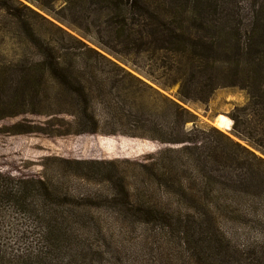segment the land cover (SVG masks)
I'll use <instances>...</instances> for the list:
<instances>
[{
  "label": "rangeland",
  "instance_id": "obj_1",
  "mask_svg": "<svg viewBox=\"0 0 264 264\" xmlns=\"http://www.w3.org/2000/svg\"><path fill=\"white\" fill-rule=\"evenodd\" d=\"M20 1L30 5L46 20L64 31H57L41 17L30 16L32 25L43 38L51 43L54 40L59 46L62 42L60 37L67 38L68 34L99 49L105 57L98 61L103 67L99 75L106 80L107 89L124 81L129 91L115 89L105 96H94L91 107L95 111V120L100 123V129L93 133L75 132L80 128L78 122L83 117L66 113L46 114L47 109L56 107L54 104H46L47 106L43 105L39 109L38 106L32 108L28 105L26 112L20 110V113L5 116H1L2 113H12L15 107L5 104L6 107L0 106L5 107L0 111V185L16 186L26 181L27 186L31 184L29 187L33 188L37 186L34 181L42 180L59 199L63 198L67 202L62 205V211L60 206L53 205L35 190L29 195L33 199L32 205L27 207H23L20 200L0 196V254L4 258L2 264H227L224 259L237 256L238 251L224 246L223 234L220 230H212L208 221L196 222L193 230L185 234L178 231L181 233L179 234L170 231L172 228H166L167 225L163 226L158 221L142 225L137 221V212L131 208L129 202L133 197L137 204L147 199L152 205L157 199H161L163 193V199L166 198V189L163 191L159 182L148 177L143 165L154 161L150 156L158 151L167 147L177 148L180 144H163L156 139L139 136L142 133L158 136L164 133L162 129L168 132L162 136H169L171 130L167 123L169 121L172 123L170 126L174 125V118L171 115L172 106L165 103L163 97L178 103L193 116L194 120L187 121L186 128H191L194 122L201 128L197 142L202 141V151L209 152V148L220 144L217 142L221 140L216 131L218 130L264 158L260 149L232 131L233 120L229 114L236 107L249 104L247 91L236 86H226L216 88L207 99L183 98L179 93V82L163 85L160 83L162 80H155L146 73L150 68L157 69L152 60L144 55L120 56L100 47L95 43L97 34H92L91 31L89 34L85 26L75 24L85 15L88 18L83 19L82 23L90 22V29L95 32L97 28H94L92 21L99 18L100 28L104 29L106 14L99 15L95 10L79 11L83 2L79 6L68 8L71 10L69 12L62 11L66 3L62 0H57L47 8L29 0ZM237 1L243 5L248 0H229V5ZM101 33L107 37L106 30ZM16 41L19 40L6 39V50H0V65L9 62L22 63L32 56L29 50ZM80 64V80H92L85 70L84 62ZM156 71L155 73H160V70ZM14 72L20 75L19 71ZM125 72H130L150 86L151 90L145 91L143 83ZM10 73L12 72L1 73L0 82L14 78L15 73ZM92 88L97 91V85ZM190 90L196 91L194 85H191ZM41 97L43 101L52 99V102L65 106L75 105V99L68 94L56 92L51 87ZM248 113V119L254 120L252 110H248ZM219 115H225L232 120L230 128L216 124ZM62 131L71 133L62 134ZM218 150L223 153V148ZM201 157L206 158L205 155ZM186 163L185 156L175 157L174 160L171 153H167L162 164L161 161L157 164L158 169L160 168L158 172L162 175L166 169V177H181L182 182L191 186L194 179L192 175L189 176ZM226 163L230 165L232 161L226 158ZM213 165L211 163L210 167ZM258 168H261L256 169L259 178L251 180V187L246 186V190H258L260 194L261 189V197L253 199L246 192L235 196L226 189L235 200L234 206L240 209L234 216L227 213L222 220L223 227L231 234L234 230L239 234L242 232V225L247 224H250L253 234L259 232L250 212V209L264 206V167L261 165ZM228 170L221 165L220 172H213L204 181H207L209 187L225 186L221 181L237 172L231 169L229 173ZM176 172L177 175H174ZM167 182L172 183L171 180ZM114 184L123 185L131 195L116 191ZM233 190H237V185L233 186ZM92 199L93 204L95 202L98 206L90 205ZM77 203L80 205L77 206ZM161 207H168V204ZM45 218L59 220L60 226L64 227L53 229L43 244H36L38 240L30 232H35L34 225L40 224ZM11 256L17 258L10 261ZM39 260L42 261L38 262ZM232 264L241 263L234 260Z\"/></svg>",
  "mask_w": 264,
  "mask_h": 264
},
{
  "label": "trees",
  "instance_id": "obj_2",
  "mask_svg": "<svg viewBox=\"0 0 264 264\" xmlns=\"http://www.w3.org/2000/svg\"><path fill=\"white\" fill-rule=\"evenodd\" d=\"M29 1L47 8L57 0ZM62 1L66 2L62 11L70 12L68 8H74L73 5L79 6L83 2L85 5L82 4L79 11L86 9L95 10L99 15L106 14L104 21L106 28H100L99 18L92 21L94 28H97L95 32L90 29V22L82 23L83 19L88 18L85 15L75 24L85 26L88 33L91 31L92 34H97L95 43L100 47L120 56L136 54L144 55L152 60L157 69L150 68L146 73L155 80H162L160 83L163 85L179 82V93L183 98L207 99L219 87L236 86L245 89L249 104L236 107L229 114L233 120L232 131L264 153V0H248L243 5L240 1L229 5V0ZM32 15L48 21L30 5L20 0H0V50H6L8 45L6 39L17 38L19 40L16 41L17 44H22L21 46L32 54L29 60L27 58L22 63L9 62L0 65V74L6 71H11L10 74H14V71L20 72V75L15 73L14 78L3 80L4 83L0 82V106L5 104L15 107L12 113H2L1 116L17 114L20 110L26 112L28 105L32 108L38 106L39 109L43 105L54 104L56 107L47 109L46 114L66 113L83 117V120L78 122L80 128L75 131L76 133L99 131L100 123L95 120V111L91 107L94 96L97 94L105 96L106 93H112L115 89L129 91V88L126 89V83L120 81L107 89L106 80L99 75L103 67L98 61L105 59L99 49L68 34L67 38L60 37L62 42L59 46L54 40H51V43L43 38L32 25L30 21ZM48 22L57 31L64 32L60 27ZM104 30L108 33L106 38L101 33ZM81 62H84L86 72L92 77V80L88 82H83L79 78ZM156 70H160V73H155ZM126 75L143 83L145 91L151 90L150 86L130 72ZM14 80L15 84H13ZM95 85H97V91L92 88ZM191 85H194L196 91L190 90ZM48 87L61 94H68L75 99V105L65 106L59 102H52V99L43 101L41 94ZM163 101L172 106L171 115L174 118V125L170 126L172 123L168 121L167 126L171 130L169 136H162L168 133L164 129H162L164 133L158 136L145 133L139 136L156 139L163 144H180V146L167 147L158 151L150 156L154 158V161L143 165L148 177L159 182L163 186V191L166 189V198L163 199V193L160 196L161 199H157L158 202L152 205L147 199L137 204L133 197L130 198L128 202L137 212V221L142 225L158 221L163 226L167 225L166 228H172L170 231L184 234L193 230L194 223L208 221L212 230H220L223 234L225 238V245L224 243L223 245L238 251L237 256L232 255L224 259L227 264H232L234 260L241 264H264V206L255 210L249 208L259 228L256 234H253L250 224L242 225V232L239 234L236 230L231 234L222 223L224 215L227 213L233 215L240 211L234 206L235 200L226 192V189L232 191L230 193L235 196L245 192L253 199L262 196L261 189L259 194L258 190L247 191L246 186L251 187L249 182L259 178L256 169H261L258 168L261 165L264 167V158L218 130L216 131L221 140L217 142L220 144L209 148V152L202 151V141L197 142L198 134L202 132L201 128L196 125V122L191 128H186L187 121L193 119L190 112L165 97ZM4 108H0V111ZM248 110H252L254 120L248 119ZM61 133L71 132L62 131ZM219 148H223V153L218 150ZM167 153H171L174 160L175 157L181 156L187 158L188 174L194 179L191 186L182 182L181 177L172 176L173 179L170 176L166 177V169L162 175L159 174L160 168L158 169L157 164L158 162L160 164V161L162 164L163 157ZM204 155L206 158L201 157ZM159 158H161L160 161ZM226 158H229L232 164H227ZM211 163L214 165L210 167ZM221 165L228 168L229 173L231 169L237 172L221 181V184L225 186L209 187L204 179L213 175V172H220ZM174 175H177V172ZM167 180H171L172 183L169 184ZM35 182L37 186L33 188L29 187L31 184L27 186L26 181L16 186L0 185V196L20 200L19 203L27 207L32 205L33 199H30L29 195L32 190H35L53 205L60 206L63 211L62 205H66L67 202L63 198L59 199L44 181L37 180L33 183ZM236 185L237 190H233V186ZM114 188L127 196L131 195L123 185L114 184ZM165 203L168 207H161ZM95 204L92 199L90 205ZM60 222L54 218H45L40 224L34 225L36 231L30 233L34 239L38 240L36 244H43L53 229L63 228ZM16 258L11 256L10 261ZM3 260V255L0 254V264Z\"/></svg>",
  "mask_w": 264,
  "mask_h": 264
},
{
  "label": "bare ground",
  "instance_id": "obj_3",
  "mask_svg": "<svg viewBox=\"0 0 264 264\" xmlns=\"http://www.w3.org/2000/svg\"><path fill=\"white\" fill-rule=\"evenodd\" d=\"M231 119L228 118L227 116L225 115H219L217 118H216V124L220 127H224V128H230V123H231Z\"/></svg>",
  "mask_w": 264,
  "mask_h": 264
},
{
  "label": "crops",
  "instance_id": "obj_4",
  "mask_svg": "<svg viewBox=\"0 0 264 264\" xmlns=\"http://www.w3.org/2000/svg\"><path fill=\"white\" fill-rule=\"evenodd\" d=\"M231 124V123H230Z\"/></svg>",
  "mask_w": 264,
  "mask_h": 264
}]
</instances>
